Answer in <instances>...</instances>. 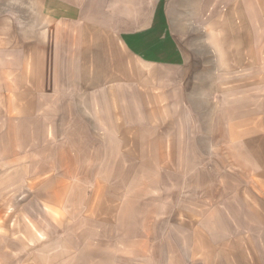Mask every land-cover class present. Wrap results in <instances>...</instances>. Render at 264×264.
<instances>
[{"label": "crops", "instance_id": "0c3cea01", "mask_svg": "<svg viewBox=\"0 0 264 264\" xmlns=\"http://www.w3.org/2000/svg\"><path fill=\"white\" fill-rule=\"evenodd\" d=\"M252 27H259L256 36ZM263 58L264 0H0V169L12 171L1 184L13 185L21 177L18 173L19 178H14L13 169L47 167L45 125L76 118V113L61 115L62 104L71 106L62 98L73 99L75 105L80 96L82 103L99 105L106 114L107 107L116 105L117 113H102L95 120L103 128L110 119L116 122L110 126L117 131L112 152L133 153L131 134L141 138L147 128L151 140L143 150L154 163L147 169L164 165L170 171L199 174L206 153L219 155L227 166L226 176L215 179L217 193L207 207L199 188L202 180L196 176V183L186 179L180 183L198 189L195 208L180 210L186 221L180 225L179 264H264ZM147 90L155 92L148 102ZM107 92L111 99L96 101ZM87 99L95 101L89 104ZM145 105L151 106L147 118L141 111ZM181 106H190L196 114L192 113L198 122L195 135L187 128L181 127L180 133L174 127L164 128L174 114L182 121ZM80 118L93 121L86 114ZM204 122H212L211 127L206 129ZM52 129L53 136H61L60 127ZM110 136H104L106 146ZM58 148L52 153L60 155ZM72 148L67 152H97L91 144L88 149L86 145ZM75 164L72 168H78ZM146 197L128 201L144 202ZM1 208L0 242L7 236L1 225L7 215ZM129 213L137 224L141 218L150 219L145 231L152 234L157 230L156 218L167 224L173 210L104 209L102 233L109 218ZM137 228L136 233H141L140 225ZM116 231L123 233L124 227L119 225ZM40 237L27 233L28 240L37 241V262L43 264L39 260L46 246L39 245ZM125 241L117 240L116 254L115 249L101 248V264H125L120 257L124 250L133 264H177L167 252L173 243L168 248L161 245L163 258L157 253L145 255L137 238L127 247ZM57 257L54 253L51 264H62Z\"/></svg>", "mask_w": 264, "mask_h": 264}, {"label": "rangeland", "instance_id": "374dc122", "mask_svg": "<svg viewBox=\"0 0 264 264\" xmlns=\"http://www.w3.org/2000/svg\"><path fill=\"white\" fill-rule=\"evenodd\" d=\"M258 28H251L254 36L258 34ZM261 64L264 65V58ZM147 76L149 77L148 74ZM147 91L150 95H146V102L155 93L152 90ZM98 94L101 95V91ZM106 97L111 99L107 92L105 98L96 97V101H107ZM64 99L70 102L71 106L62 104L61 115L76 113V118L60 124L53 122L45 125L44 133L46 136L43 143L46 148H49L44 154L47 167L43 170L13 169L14 178L18 179L19 174L21 177L16 181L14 180L13 185L7 187L1 184L4 183V181L1 182V179L12 171L0 169V206L4 214L6 212L7 215L6 218L3 217V222H1L3 229L7 230H2V233L3 235L4 233L7 234V236L0 242V264H38L36 257L37 241L28 240L30 238H27V233H33L34 237H38V233H40L39 245L41 247L42 245L46 246V250L43 249L46 257L43 256L42 260H39L43 264H51L54 260L50 258L54 256V253L55 255L59 254L57 261L59 258L62 264H70L69 261L72 260L71 264H74L76 259L77 264H101L100 249L106 247L115 249L113 253L116 254L117 240H120L121 237L126 240V247L128 246L127 242L133 243V238H137L141 242L142 251L145 255L157 253L158 257L162 255L163 258L165 257V250L161 245L166 244L168 248L173 243V249H169L167 252H172L174 263L179 264V243L182 236L180 225L186 221V218H181L180 210L182 207L195 208L193 204H196L198 189L197 185L182 186L180 183L182 179L196 183L197 176L203 182L199 188L204 191L206 207L209 206L213 200V194L217 193L214 191L218 189L215 185V179L223 178L227 173V166L222 164L223 159L219 160V155L206 153L204 155V168L199 170V174L196 170L170 171L165 169L164 165H160L161 169L160 166H157L156 169H147L151 164L154 165L151 161L152 155L146 153L147 150H143V146H149L151 140L148 137L147 128L141 132V138L131 134L132 141L130 143L134 146L133 153H114L112 150L117 145L116 138H114L117 131L112 130L110 126L116 125V122L110 119L109 122L103 123L107 128H103L102 124L95 122V120L102 113L105 115L117 113V106L107 107L108 114H106V109L99 105L82 103L83 99L80 96L75 98V105H73V99L67 98H62V103L65 102ZM86 101L90 104L95 99H87ZM181 107L185 112L182 121L179 115L174 114V120L169 119L171 122L164 124V128L166 126L174 127L178 133H180L181 127L187 128L189 133L195 135L198 131V122L195 120L196 114L191 111L190 106ZM141 108L142 117L147 118L151 106L145 105ZM48 110L49 113L56 116L53 114L56 112H53L52 107H48ZM83 114L92 116L93 121L88 122V119L86 121L80 118V115ZM192 117L194 118L192 119ZM91 124L94 126L92 134L90 132ZM204 125L206 129H209L212 122H204ZM53 126L60 127V137L56 136L58 133L55 136L52 135ZM86 135L88 138H85ZM105 135H111L107 146ZM38 140L42 143L41 137ZM69 142H72L70 146ZM90 144L94 149L97 148V152L94 151L92 154L67 152L74 149L72 148L73 145L79 150V147L84 145L88 149ZM138 145L142 146L141 149ZM58 147L61 150L60 155H57L58 153L53 154V149L57 150ZM58 159L60 162H57ZM69 164L71 168H67L70 167ZM74 164L78 168H72ZM220 164L221 167L218 166ZM58 165L62 168H58ZM19 166V164L15 165V167ZM181 172L185 175L182 176ZM166 182L167 184L171 182L176 184L167 185ZM138 195H148V197L144 202L128 201ZM187 196L190 198H186ZM117 197L124 198L125 201L111 200H116ZM182 199L184 200L182 201ZM104 209L114 211L124 209L129 212L137 210L146 212L147 209H151V212L152 209L156 212L158 210H164V212L173 210V215L171 219H168L167 224H165L164 219L156 218L157 230L152 234L145 231L147 227H150L148 224L150 219L141 218V223H134L133 221H137V219L131 217L133 213L125 214L123 217L120 215L121 217L109 218L108 225L103 226L104 232L102 233L100 219ZM105 220H103V225L106 224ZM170 223H172L171 228ZM119 225L124 227L123 233H117L116 227ZM137 225H140L141 233H136ZM107 241L108 244L105 243ZM49 253L51 256L47 257ZM127 253L128 251L124 250V254L120 257H123L125 264H133L132 256H128ZM138 258L142 262L147 261L142 257Z\"/></svg>", "mask_w": 264, "mask_h": 264}]
</instances>
